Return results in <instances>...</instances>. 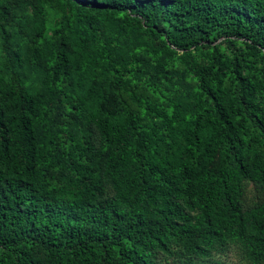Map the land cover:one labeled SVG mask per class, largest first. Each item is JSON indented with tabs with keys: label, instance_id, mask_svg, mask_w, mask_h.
<instances>
[{
	"label": "trees",
	"instance_id": "16d2710c",
	"mask_svg": "<svg viewBox=\"0 0 264 264\" xmlns=\"http://www.w3.org/2000/svg\"><path fill=\"white\" fill-rule=\"evenodd\" d=\"M44 1L0 63V264H264V0Z\"/></svg>",
	"mask_w": 264,
	"mask_h": 264
},
{
	"label": "rangeland",
	"instance_id": "374dc122",
	"mask_svg": "<svg viewBox=\"0 0 264 264\" xmlns=\"http://www.w3.org/2000/svg\"><path fill=\"white\" fill-rule=\"evenodd\" d=\"M0 5L3 10L4 20L0 19V23L5 25L6 31L5 36L3 32L0 30V63L3 61V53L4 49H9L12 45L16 44L18 40L22 37L25 38L23 32L19 31V26L23 28V26L18 21L20 17H28L30 16L35 9V0H0ZM45 9L48 13V26L49 29L54 28L62 19V11L59 6V3L56 0H45L44 1ZM1 18V17H0ZM102 39L108 38H116V27L114 25H106L103 29V33L101 36ZM5 41V44H3ZM147 37H139L137 41L139 43L146 40ZM124 40H131V35H128ZM217 42H220L218 40ZM7 73L9 76L12 75L13 71L10 65H7ZM109 95L112 99L111 106L119 107L121 103L125 104L128 98L121 94L120 90H118L115 85H111L109 90ZM129 101V100H128ZM64 112H58L55 118V121L62 123ZM81 128L84 126L81 125ZM87 128V127H85ZM91 130V128H88ZM105 158V157H104ZM55 180L59 183H62L64 179L70 175L68 169H60L55 170L50 173ZM243 188V198L241 204L244 209H253L257 205H259L264 198V189L260 184L253 183L249 180H244L242 184ZM210 264H250L243 256L240 248L231 244L227 251L221 254H215L213 258L210 260Z\"/></svg>",
	"mask_w": 264,
	"mask_h": 264
}]
</instances>
